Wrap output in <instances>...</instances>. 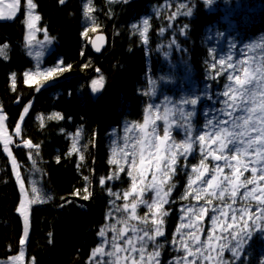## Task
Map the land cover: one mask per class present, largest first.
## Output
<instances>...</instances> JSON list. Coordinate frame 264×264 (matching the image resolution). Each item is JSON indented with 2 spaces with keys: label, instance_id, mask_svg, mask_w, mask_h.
Wrapping results in <instances>:
<instances>
[{
  "label": "trees",
  "instance_id": "16d2710c",
  "mask_svg": "<svg viewBox=\"0 0 264 264\" xmlns=\"http://www.w3.org/2000/svg\"><path fill=\"white\" fill-rule=\"evenodd\" d=\"M87 1L65 0L62 5L59 0H33L37 5L35 13L40 16L39 34L46 33L51 41V52L39 64L28 54L25 43L26 0H20L14 18L0 20V110L12 137L11 152L25 192L32 196L33 187L38 186L44 197V202L30 205L25 264H93V249L102 242L100 229L114 223L108 214L112 211L109 201L115 197H109L99 180L116 171L117 166L108 163L110 158H119L124 164L120 151L125 148L128 125L144 123L155 107L148 113L145 109L159 105L166 97L176 100L198 96L193 126L194 130H203L204 111L211 114L212 109L219 107L208 97L217 99L215 93L223 90L231 71L213 79L221 66L211 69L210 65L219 58L227 63L228 56L232 62L243 55L258 59L264 52V0H92L89 15L93 19L84 14ZM180 4L184 7L180 8ZM188 10L191 15L177 14L174 20L169 19L173 12ZM145 19L149 22L147 43L137 31H143ZM184 25L186 34L180 35ZM94 33H103L107 40L99 55L91 52L87 39ZM173 39L176 44H171ZM60 61L66 71L25 83V73L37 74ZM101 77V90L94 93L91 85ZM25 106L29 111L20 120ZM188 108L192 110L190 105ZM55 114L62 118L56 119ZM19 120L21 133L17 135L15 126ZM174 132L172 136L180 142L183 134ZM23 140L30 141L33 148L17 147ZM74 143L88 146L86 151L80 149L85 157L82 162L78 152L69 155ZM127 151L131 152L132 147ZM29 152L33 159H29ZM198 162L197 150L189 156L188 164ZM124 166L127 169V164ZM244 175L250 178L251 171ZM86 176L90 184L85 181ZM120 176V180L106 183L122 197L123 191L130 190L131 179L126 172ZM173 179L177 187L170 199L175 202L165 205L170 209L165 218L166 236L158 238L169 242L161 257L163 264L184 255L176 252L170 242L180 223L181 208L197 203L191 196L180 198L187 176L181 172ZM86 184L94 193L88 201L73 195L80 190L82 196ZM149 193L146 195L150 199ZM20 198L8 155L0 142V259L16 255L21 248L23 221L17 212ZM132 199L130 196L129 205ZM65 200L74 203L65 204ZM116 203L122 206L125 201L121 198ZM218 203L213 200V204ZM199 204L203 205L204 200ZM252 206H257L255 200ZM147 211L143 206L137 208L140 216ZM249 223L255 228L261 221ZM148 226L152 227L150 219ZM202 227L210 228L211 221L205 218ZM111 234L106 232L109 240ZM197 235L202 241L207 239L206 232ZM242 256L246 259L237 264H261L264 241H252ZM230 258L231 253L225 250L224 259ZM210 264H218V260L214 258Z\"/></svg>",
  "mask_w": 264,
  "mask_h": 264
},
{
  "label": "snow or ice",
  "instance_id": "6c2138e0",
  "mask_svg": "<svg viewBox=\"0 0 264 264\" xmlns=\"http://www.w3.org/2000/svg\"><path fill=\"white\" fill-rule=\"evenodd\" d=\"M91 2L92 0H88L89 5ZM123 2L127 3L128 0H123ZM19 3L20 0H13L12 3L5 5L4 0H0V5L12 10L7 16L0 10V19H12L16 15ZM59 3L63 5L65 0H59ZM206 3H211V0H206ZM36 7L33 0H27L29 29L35 28L33 21L40 20L39 15L33 14ZM179 7L183 8L184 6L180 4ZM91 10L88 5H85L84 14L88 19H93L89 15ZM177 14L191 15V11L173 12L169 19L174 20ZM148 23L146 19L143 21L145 26L143 31L133 25L139 31L144 43H147L145 33ZM173 26L169 25V27ZM186 29L187 25H184L179 34L185 35ZM163 31L161 29V33ZM45 39H48L46 33ZM171 44H176V40L173 39ZM96 51H100L99 47L96 48ZM81 54L83 55V53ZM232 60L233 58L228 56L227 61L229 62L226 63L224 58H219L210 65L211 69H215L217 64L221 66L212 77L213 79L223 72H227L228 69L231 71L227 74L228 82L224 84L223 90L215 93L217 99L208 97L213 104H219V107L212 109L211 114L209 110L204 111L205 123L202 131L194 130L193 126V118L196 115L195 107L200 97L181 99L180 107L176 111L165 106L163 136L158 134L154 120L151 121L153 125L151 130H148L149 121L146 116L145 124L140 126L142 137L133 143L132 151H127L129 147L127 143L125 148L121 149L127 169L119 158L109 159L110 165L117 166L116 171L107 177H101L99 183L102 188L106 189L109 197H115L114 200L109 201L112 211L108 214L114 223L100 229L98 235L102 238V242L93 249V264H163L161 257L164 249L169 246V242L166 239L158 238L166 236L165 218L170 214V209L165 208V205L175 202L170 199L172 192L177 187L173 178L181 172L187 176V185L180 198L188 199L191 196L197 203L181 208L180 223L173 234L170 246L178 253L183 252L184 255L175 257L174 261H169V264H197V261L199 264H210L214 258L218 260V264H237L238 261L246 259V256H242V254L245 253L246 247L252 241H264V183H261L264 182V52L258 59L250 57L235 62ZM62 65L63 61H60L55 67L37 74L43 75L46 79L51 78L54 73L67 70V67ZM32 75L25 73V83L32 79ZM14 78L15 74H13ZM102 80L103 77L99 81H93L92 90L94 93L99 91L97 85L102 86ZM165 101L173 103L167 97ZM183 105H190L192 110L186 111ZM153 107L158 110L160 105H149L145 112L148 113ZM23 111L28 113V107H25ZM177 112L178 118L170 121L169 113L176 117ZM55 118L61 119L62 117L55 114ZM20 119L23 120L24 116L22 115ZM157 119L160 117L157 116ZM4 120L5 117L0 115V129L3 127ZM173 125L183 133L184 138L180 142H177L172 136ZM15 132L17 135L21 133L19 123L15 126ZM76 136L79 138V131ZM10 144H12V138L3 136V150L9 157H12L13 154L9 150ZM137 144L140 145L138 153L136 151ZM16 146L33 148V144L28 140H23L22 144L18 143ZM87 147V145L78 146L77 143H74L69 155L72 152H78L82 162L85 157L80 149L86 151ZM197 150L199 152L198 165L190 166L188 164L189 156L196 153ZM113 152L115 153V149ZM137 155L139 156V165L137 164ZM28 156L29 159H33L32 152H29ZM210 158L211 164L209 163ZM146 160L147 167H145ZM221 161L223 163H218ZM57 162H59V157H57ZM12 166L16 172L18 165L15 158L12 159ZM77 166L80 167V164ZM189 167L190 171H188ZM148 169H151L152 179L145 183ZM225 169L230 171L225 172ZM248 171H251L250 178L244 175ZM123 172H126V175L131 179V188L123 191L121 197V193L113 191L106 182L120 180V173ZM134 172H138L139 176L134 175ZM16 179L21 183L23 191L24 185L19 172H16ZM84 179L88 184L91 183L89 177L86 176ZM88 184L83 188L82 196L80 190L75 191L73 195L88 201L94 195ZM138 184L142 185L139 192H137ZM165 185H167L166 188ZM249 185H252L250 189ZM241 189L244 191L241 192ZM149 191L154 193L150 199L146 195ZM32 193V203H35L37 199L41 203L44 202V197L38 195V190L35 187H33ZM130 196L133 197L131 205L127 203ZM121 198L125 201L122 206L116 203ZM47 199H51V197H47ZM202 199L204 204L200 205L199 201ZM213 200H218L220 203L213 204ZM253 200L256 201V207L252 206ZM71 203L74 201L65 200V204ZM63 206L61 205V207ZM139 206L148 210L143 216L137 214ZM25 211L22 201L17 208V212L24 218L20 245L25 244L29 231V220ZM205 218L211 221V227L208 229L202 227ZM149 219L152 227L148 226ZM256 220H260L261 224L253 228L249 221L255 224ZM131 221H138V224L143 227H139L138 224L131 223ZM118 225H122V227L118 228ZM108 231L113 233L111 240L106 236ZM129 232L131 235H128ZM205 232L207 239L202 241L197 233ZM213 241L219 242V246H215ZM49 242L51 243V241ZM106 245L107 247H105ZM225 250L231 253V258L228 260L224 259ZM22 256L23 249L21 248L20 256L11 259L15 264V261L20 260ZM33 264H35L34 261ZM261 264H264V261Z\"/></svg>",
  "mask_w": 264,
  "mask_h": 264
},
{
  "label": "rangeland",
  "instance_id": "374dc122",
  "mask_svg": "<svg viewBox=\"0 0 264 264\" xmlns=\"http://www.w3.org/2000/svg\"><path fill=\"white\" fill-rule=\"evenodd\" d=\"M12 2H13V0H4V4L5 5L6 4H10ZM91 4L89 5L88 4V1L85 2V5H88V7L90 9L92 7ZM25 5H26L25 20H24V24H25V43H26V47H27V50H28V54L31 57H33V59L36 62H38V64H39L41 61L43 62L44 60H46L47 57H48V55H49V53L51 52V42L50 43L48 42L50 40L49 38L47 40L45 39V33L39 34V30L40 29L38 28V21H33V23L35 24V28L34 29H29L28 28L27 0H26ZM19 8H20V3H19V5H18V7L16 9V14L18 13ZM84 9H85V6H84ZM0 10H2L4 12V15L5 16H7L10 11H12V10L4 7L3 5H0ZM33 14L36 15L35 10H33ZM0 20H10V19H0ZM91 21L92 20H90V22ZM94 34H92L89 37L87 35V39L89 40V42H90V40H91V38H92V36ZM37 53H40V55H37ZM248 58L249 57H247V55H243V57L240 58L239 60H244V59H248ZM43 70H46V69H43ZM43 70L40 69V70H38L37 73H40ZM31 74H33V75H32V79L29 80V82L35 81L38 78H40V79H46L43 75H39V74H35V73H31ZM91 88H93V84L91 85ZM174 99L175 98H173V97L168 98V100L172 101L173 103H166L165 99H163L161 101V103L159 104L160 107H162V108L159 107L158 110L156 108H154L150 113L147 114V119L149 121V127H148V130L149 131L151 130V127L153 126L151 124V121L154 120L155 121V125L154 126L155 127L158 126V127H156L158 134L160 136H163V127H164L163 116H164L165 106H167L168 109H171L173 111H176L180 107L179 101L181 99L180 98H177L176 100H174ZM25 107H28V106H25ZM183 107L185 108L186 111H190L189 108H188V105H183ZM23 114H24V111L22 112V115ZM0 115H3L4 116V114L1 112V110H0ZM157 116H159L160 119H157ZM177 118H178V112H177V116L176 117H173L171 115V113H169V120L170 121L173 120V119H177ZM20 120L18 121L19 124H20ZM157 121H160L161 124L160 125H157ZM204 123H205V121H204ZM144 124H145V122L142 123V124H140V125H128V130L129 131L126 130V133L128 135V138L125 140L126 142L124 144L127 143L131 147L135 141H137L138 139H140L142 137V133L140 131V126H142ZM174 130L180 131V130L176 129L175 125H173L172 126V134H173ZM180 133L183 134L181 131H180ZM3 136H10L11 137V135L7 131V128H6V125H5V120H4L2 129H0V142L2 144V147H4V145H3ZM131 136H132V138H131ZM11 145L12 144L9 145V150L10 151H11ZM213 147H215V146H213ZM139 148H140V145L137 144L136 145V151H137V153L139 152ZM127 150H128V148H127ZM120 156L123 157L122 151H120ZM8 158H9V161H10V164H11V167H12V170H13V166H12L13 156L12 157H9L8 156ZM245 159H248V157H245ZM218 163H222V161L221 162H218ZM233 163H235V162L233 161ZM137 164L139 165V156H138V162H137ZM145 167H147V160L145 162ZM229 171H230L229 169H225V172H229ZM16 172H19L18 171V167L16 169ZM16 172H14V170H13L15 179H16ZM138 176H139V173H138ZM151 179H152L151 169H148L147 180L145 181V183L150 182ZM16 182H17V186H18L19 191H20V197H21L20 198V204L23 201L24 208L26 210L25 211V215L29 218V210H30V205L32 204L31 201L33 199V193H32V196H28L27 193L24 190V187H23V191L21 190V183L18 182L17 179H16ZM140 187H142V185L138 184V186H137V192H139ZM35 188L38 190V195H41L40 194L41 193L40 192V188L38 186H36ZM149 192L151 193V197H152L154 195V193L151 192V191H149ZM150 193L148 194L149 197H150ZM38 201H39V199H37L36 202H38ZM20 204H19V206H20ZM21 218H22V221H23L24 218L22 216H21ZM238 224H239V221H238ZM138 226H139V224H138ZM185 231H187V230H185ZM112 235L113 234H111V237H112ZM128 235H131V233L129 232ZM215 242L217 243L215 246L218 247L219 246V242H217V241H215ZM105 247H107V245ZM21 248L23 249V256L20 258V260L15 261V264H25V248H24V245H21ZM21 248H20L19 252L16 255L10 256V257L5 258V259H0V264H14V262H13V260L11 258L12 257H16V256H20ZM105 258L107 259V257H105Z\"/></svg>",
  "mask_w": 264,
  "mask_h": 264
},
{
  "label": "water",
  "instance_id": "95a60500",
  "mask_svg": "<svg viewBox=\"0 0 264 264\" xmlns=\"http://www.w3.org/2000/svg\"><path fill=\"white\" fill-rule=\"evenodd\" d=\"M106 42V36L103 33H95L89 42L91 52L95 55H99L105 48ZM97 47H99L100 51H96ZM97 88L101 90V85L98 84Z\"/></svg>",
  "mask_w": 264,
  "mask_h": 264
}]
</instances>
